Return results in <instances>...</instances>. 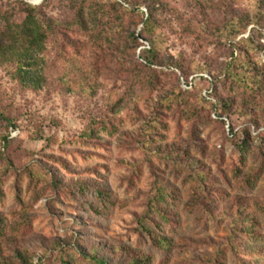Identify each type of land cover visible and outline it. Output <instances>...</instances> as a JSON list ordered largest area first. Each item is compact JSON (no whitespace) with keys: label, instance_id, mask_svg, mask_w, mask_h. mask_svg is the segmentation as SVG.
<instances>
[{"label":"rangeland","instance_id":"374dc122","mask_svg":"<svg viewBox=\"0 0 264 264\" xmlns=\"http://www.w3.org/2000/svg\"><path fill=\"white\" fill-rule=\"evenodd\" d=\"M19 1L0 0V29L22 21ZM23 1L55 27L42 89L0 66V111L15 123L0 121V242L26 213L18 244L42 264H264V0H165L148 87L137 11L120 24L113 0ZM80 8L97 10L98 36L73 24ZM127 29L140 37L129 54L114 49ZM231 59L233 89L219 76ZM174 61L194 65L188 77ZM93 187L106 204L80 193Z\"/></svg>","mask_w":264,"mask_h":264},{"label":"trees","instance_id":"16d2710c","mask_svg":"<svg viewBox=\"0 0 264 264\" xmlns=\"http://www.w3.org/2000/svg\"><path fill=\"white\" fill-rule=\"evenodd\" d=\"M113 2L123 9V16H119L118 18L120 24L124 23V18L127 14L126 12H133L130 11V9L135 10L140 14L138 15L140 18L138 23L141 24L139 35L146 40L148 47L142 50L141 54L138 56L139 63H136V65L134 64V66H136L138 70L144 71V73L139 72V76L142 79H145L142 81L143 84L147 87L151 86L153 85L151 69L154 66H162L163 61L162 58L158 56L160 36L157 35L155 28L158 25L156 14V12H158L157 8L165 6V0H113ZM19 3L23 14L22 21L19 23H9L0 29V66H5L9 72H11L12 77H14L22 87L30 88L32 90H40L44 87L46 82L43 74L44 59L41 55L45 49L46 40L55 25L52 22L49 23L47 21V18L41 12L39 6H33L23 0H20ZM142 5L146 8L145 12L139 10V7ZM79 11L80 12L76 19H74L73 24L78 29L89 33L91 37L98 36L101 26L99 24L100 16L97 10H91L87 14H85L81 8ZM248 22H250V20ZM248 22L247 25L249 24ZM237 23L238 20L236 25ZM239 24L241 25L242 21H240ZM245 25L246 24H244L243 28H245ZM121 27L122 25H118L117 29L119 30ZM234 27L235 26H231V28ZM139 35L135 32L131 33L127 29L123 35V44H117L114 49L117 52L129 54L131 47L134 49L140 45ZM105 41L114 43V35L108 36ZM232 59L220 68L219 76H223L226 81H229L231 88L233 89V87L235 88L238 84L239 79L234 73L236 60ZM132 63V59L126 62L127 65ZM167 67H175L180 72L181 76L186 78L188 77V71H190L194 65L191 64L185 66L182 62L174 61L168 63ZM247 82L246 77L240 79V83ZM173 95L174 93L168 96V100L171 98V100L177 101V97ZM222 104L226 108H230L232 102H229L226 98L225 100H222ZM2 107L4 109L8 108L5 106ZM0 121L4 122L6 127H15L14 120H12L10 115L6 114L4 110L0 111ZM1 141L4 146H6L9 142V135H2ZM50 184L54 190H59V188L62 187L61 181L58 178L52 179ZM78 189L80 190V188ZM156 190L159 192L153 199V205H155V207L156 203L167 195V191L158 186ZM80 193L82 195H95V197L100 199V204L104 205L107 202L108 196L106 195L105 190H102L99 187H93L92 189L89 188L88 192L83 191ZM23 215L24 216L19 217V219L11 226V233L6 236L4 235L3 241L0 242V264H42L41 257L38 258L37 262H34V254H30L25 247L18 244L17 234L19 233V229L23 223L27 222V214L25 213ZM88 257L93 264H108L104 258H98L92 254ZM127 264H138V261L133 259Z\"/></svg>","mask_w":264,"mask_h":264}]
</instances>
